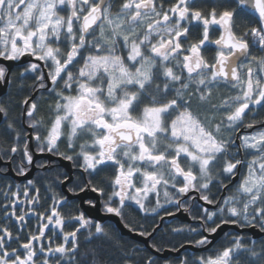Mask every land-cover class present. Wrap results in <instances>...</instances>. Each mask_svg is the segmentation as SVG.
I'll return each instance as SVG.
<instances>
[{"label":"snow or ice","instance_id":"1","mask_svg":"<svg viewBox=\"0 0 264 264\" xmlns=\"http://www.w3.org/2000/svg\"><path fill=\"white\" fill-rule=\"evenodd\" d=\"M23 61L19 120L0 101V264H156L106 220L160 251L136 218L170 206L201 253L165 264H264V0H0V81Z\"/></svg>","mask_w":264,"mask_h":264},{"label":"flooded vegetation","instance_id":"2","mask_svg":"<svg viewBox=\"0 0 264 264\" xmlns=\"http://www.w3.org/2000/svg\"><path fill=\"white\" fill-rule=\"evenodd\" d=\"M26 61H24L23 63H20V64H16V65H13L11 68H12V73H16V75L15 76H12V78H13V80H12V83L11 84H13V82H16V83H19L20 81H22L21 79H23V78H20L19 77V72L20 71H22L23 70V67L26 65ZM11 75V74H10ZM25 79V78H24ZM1 83H3V81H0V84ZM32 83V81L29 79V84H31ZM11 84H7V88H6V92H7V90L10 88V86H11ZM17 88H19L18 86H17ZM26 91H28V88H27V90ZM6 92L4 93V94H2L1 96H3V95H5L6 94ZM0 96V97H1ZM46 160H51L52 162H53V164H54V166H57V167H62V170L63 171H65V172H69V173H74V172H76L77 170L76 169H73L72 167H71V162H68V161H63V160H61L59 157H51V156H42V157H38V158H36V162L37 163H44ZM2 166H4V165H0V167H2ZM34 166V170H33V173H32V175H31V177L29 178V179H32V178H40L41 180H43V179H45V178H47V179H52L53 177H54V174L53 173H51V172H45L43 169H38V168H36L35 167V165H33ZM10 167L12 168V165L10 164ZM14 172V171H13ZM15 173V172H14ZM9 177V176H8ZM11 178V177H10ZM12 180V179H11ZM13 182V181H12ZM25 181H20L19 183H24ZM13 184H15L14 182H13ZM67 185L66 186H64V187H62V188H59V189H57V191H61V192H63V194L64 195H66L67 197L68 196H72L73 194L71 193V192H68L67 191ZM88 196H92V195H95V194H92V193H88L87 194ZM69 198V200L73 203V205H75L76 203H79V201L78 200H76V198L75 197H68ZM171 207V210L173 211V212H176L175 211V207L174 206H170ZM68 210V208H67V206L65 207V211H67ZM183 211V210H182ZM185 212V211H184ZM187 213V215H188V218H189V222H185V221H179L178 219H176V218H173V219H169V220H166V219H163L162 220V222H161V225H160V227L158 228V229H156L155 230V234L157 233V232H159L160 230L161 231H163L162 229H165L166 228V230H168L169 232L171 231V229L172 228H175L176 226H175V224L171 221V220H176L177 222H179V223H181V224H185L184 226H187V225H191V226H193V227H197V225H198V227H200V224H199V222L198 221H193L192 219H191V213H188V212H186ZM164 216H166V215H164V213H163V211H161V215H160V217H156V222L155 223H150L149 224V221H148V219H141V220H139L138 222H140V223H143L146 227L147 226H149L150 225V228H148L149 229V231L151 232L152 230H153V228L158 224V222H159V220L161 219V217H164ZM138 218H140V217H138ZM107 221V220H106ZM171 221V222H170ZM108 222H110V221H108ZM170 222V223H169ZM228 230H230V229H228ZM228 230H226V231H228ZM225 231V232H226ZM205 234H207V233H205ZM224 234V233H223ZM222 234V235H223ZM182 235H185L186 236V233L185 234H183V233H181V234H179V235H175V234H172V236L173 237H178V236H182ZM126 237V236H125ZM127 239H129L128 237H126ZM196 238H199L198 236L196 237ZM131 240V239H130ZM133 241V240H132ZM133 242H135V243H137L140 247H142V248H144V249H146V251L149 253V254H151L152 255V253L149 251V249L148 248H145V247H143V245L141 244V243H139V242H136V241H133ZM149 243H150V239H149V241H148ZM182 244H189V243H182ZM150 245V244H149ZM181 245V244H180ZM180 245L177 247V248H179L180 247ZM189 245H192V246H194L193 244H189ZM151 247V246H150ZM194 247H196V246H194ZM152 248V247H151ZM152 249H154V248H152ZM163 249H165V248H162L161 250H163ZM160 250V251H161ZM201 253V250L200 251H192V250H190V249H184V250H182L180 253H179V255H177V256H168V257H185V256H187V257H189V258H191V257H195V256H197V255H199ZM152 258L153 257H155V258H158V257H156V256H151ZM167 257V258H168ZM167 258L166 259H162V260H167ZM158 259H160V258H158ZM165 264V263H164Z\"/></svg>","mask_w":264,"mask_h":264},{"label":"trees","instance_id":"3","mask_svg":"<svg viewBox=\"0 0 264 264\" xmlns=\"http://www.w3.org/2000/svg\"><path fill=\"white\" fill-rule=\"evenodd\" d=\"M12 80H13V78H12ZM21 80L22 81H20L19 83L13 82V84H11L10 88L7 90L6 94L0 97V101H2L5 104H8L11 107V111L9 113V119L19 120V118H20V109L16 105L19 103V101H21L23 99V97L25 95L28 94V91H26V90H27L28 86L30 85L29 84V79L28 78H25V79L23 78ZM17 86L19 88H17ZM21 86H23V88H24L23 91L20 90ZM262 115H264V113H262ZM9 143H10V141H9ZM8 179H9L10 182H12L10 177H8ZM147 219L149 221V224L156 222V217H155V219H153L152 217H149ZM136 220L139 221V220H141V218L137 217ZM171 221L175 224L176 227H183L185 225V224H181V223L177 222L176 220H171ZM106 224H110L113 228H115L114 225L111 222L106 221ZM147 227L150 228V225L147 226ZM197 227H198V225H197ZM162 230L163 231L160 230L154 236L155 242L158 245L161 246V249L162 248L172 249V245H175L176 248H177L180 244L186 243L185 242V235L178 236V237H173L172 235L169 234L170 232L168 230H166V228L162 229ZM228 231H234V230L230 229ZM117 232H118V230H117ZM118 234H119V232H118ZM183 234H185V233H183ZM241 234L246 235L247 237H250L245 232H242ZM223 236H224V234L221 235L217 240L218 241L221 240ZM260 238L261 237H259L257 239H251V240L259 241ZM123 239L126 242L130 243V244L136 245L137 247L141 248L142 250H146V249L140 247L137 243L133 242L132 240L127 239L125 236H123ZM94 243L99 245L100 241H94ZM152 243H153V239H150V243H149L150 246L152 245ZM147 251L142 252V255H145V256L150 255V256H152ZM152 259L156 262V264H164L165 261H169V262L175 261L177 259V257H168L167 260H162V259H158V258H155V257H153Z\"/></svg>","mask_w":264,"mask_h":264},{"label":"water","instance_id":"4","mask_svg":"<svg viewBox=\"0 0 264 264\" xmlns=\"http://www.w3.org/2000/svg\"><path fill=\"white\" fill-rule=\"evenodd\" d=\"M24 62V61H23ZM21 62V63H23ZM17 63H12L11 67L13 65H16ZM6 88H7V84L6 83H1L0 84V96L2 94H4L6 92ZM42 156H45V155H40V154H37L36 155V158L38 157H42ZM0 165H4V162L3 161H0ZM8 167L10 168V171L8 172V176L11 177L12 181L17 184L19 183L20 181H25V177H19L16 175V173H14L12 170H11V167H10V163L8 164ZM33 170H34V166H32L30 168V174L27 175V179H29L33 173ZM82 196H84V194H81ZM68 197H74L73 195L72 196H68ZM202 203V202H201ZM91 215L95 216V218L97 220H102V219H105L104 215L99 211V207L97 208V210L93 213H91ZM173 218H176L178 219L179 221H185V222H189V218H188V215L186 212L184 211H179V212H175V215L174 216H164L163 219H166V220H169V219H173ZM163 219H160L158 224L153 228L152 231L158 229L161 225V222ZM119 218H112V219H109L107 221H110L114 227L118 230L119 233H123V236H126L128 237L129 239L133 240V241H136V242H139L143 245V247L145 248H148L149 251L152 253L153 256H156L160 259H166L168 256H177L179 255V253L184 250V249H190L192 251H200V249H198L197 247H194L192 245H189V244H184V247L181 248H177L179 251H173L172 249H168V248H165L161 251H156L155 249H152L149 245V238L147 237H142L140 235H138L137 233H129L127 231V229H124L122 224H118ZM228 229H231V230H234L236 232H245L247 233L251 239H257L260 236L259 234V230L258 229H251V228H246V229H238V228H233V227H227V228H224L222 231L219 232V235H217L215 237V239L217 240L226 230Z\"/></svg>","mask_w":264,"mask_h":264}]
</instances>
